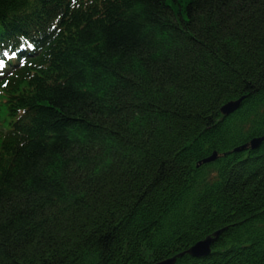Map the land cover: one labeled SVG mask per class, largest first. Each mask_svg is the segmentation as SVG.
Here are the masks:
<instances>
[{"label": "trees", "instance_id": "1", "mask_svg": "<svg viewBox=\"0 0 264 264\" xmlns=\"http://www.w3.org/2000/svg\"><path fill=\"white\" fill-rule=\"evenodd\" d=\"M81 1L0 0V264H264V0Z\"/></svg>", "mask_w": 264, "mask_h": 264}, {"label": "water", "instance_id": "2", "mask_svg": "<svg viewBox=\"0 0 264 264\" xmlns=\"http://www.w3.org/2000/svg\"><path fill=\"white\" fill-rule=\"evenodd\" d=\"M242 101H243V99H238L235 101H229V102L225 103L220 108V113L223 114L224 116H228V115L234 113L236 110L239 109ZM263 141H264V138L254 139L248 145H250V148L252 150H254V149H257ZM248 145L237 148L233 152L244 151L247 149ZM215 160H216V154L213 153V155H211L209 158H207L206 160H203V164H207V163L213 162ZM217 235L218 234L215 233L211 237H207V238L195 243L187 251V254L189 256L195 257V258H204V257L209 256L210 252H211L212 243H213V241ZM174 261H175V259H167V260H163L161 262L154 263V264H173Z\"/></svg>", "mask_w": 264, "mask_h": 264}, {"label": "bare ground", "instance_id": "3", "mask_svg": "<svg viewBox=\"0 0 264 264\" xmlns=\"http://www.w3.org/2000/svg\"><path fill=\"white\" fill-rule=\"evenodd\" d=\"M3 28H5V27H3ZM0 32H2V29H0ZM9 36L10 37H13L11 34H9ZM14 38V37H13ZM10 41H8L7 43H5V46L4 45H2V49L4 50V49H6L7 51H9L10 49H11V47H13L12 45H10V43H9ZM252 140H254V138H252L249 142H248V144H250V142L252 141ZM250 146V145H249ZM230 153H234L233 151L232 152H230Z\"/></svg>", "mask_w": 264, "mask_h": 264}, {"label": "snow or ice", "instance_id": "4", "mask_svg": "<svg viewBox=\"0 0 264 264\" xmlns=\"http://www.w3.org/2000/svg\"><path fill=\"white\" fill-rule=\"evenodd\" d=\"M5 55H7V53H5ZM4 65V61L0 60V66Z\"/></svg>", "mask_w": 264, "mask_h": 264}]
</instances>
